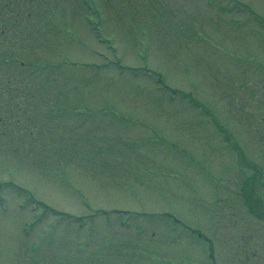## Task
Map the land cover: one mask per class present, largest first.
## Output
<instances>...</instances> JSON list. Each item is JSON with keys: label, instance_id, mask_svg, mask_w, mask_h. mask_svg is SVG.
<instances>
[{"label": "rangeland", "instance_id": "obj_1", "mask_svg": "<svg viewBox=\"0 0 264 264\" xmlns=\"http://www.w3.org/2000/svg\"><path fill=\"white\" fill-rule=\"evenodd\" d=\"M2 1L0 264H264V0Z\"/></svg>", "mask_w": 264, "mask_h": 264}, {"label": "flooded vegetation", "instance_id": "obj_2", "mask_svg": "<svg viewBox=\"0 0 264 264\" xmlns=\"http://www.w3.org/2000/svg\"><path fill=\"white\" fill-rule=\"evenodd\" d=\"M12 4V3H11ZM10 3L4 2L0 0V40H2L6 35V26L9 25L13 20L15 15L20 14V11L18 10H25L23 8L24 3L23 2H14V6L12 9H17L16 12L10 11ZM21 5V7L19 6ZM0 53H1V45H0ZM2 56L0 55V58ZM4 63H1L0 61V122L5 120H22L26 114H20V113H14L11 115H8L5 113L6 111L3 110V107L5 105H8V102L5 100L7 96L11 95L13 91V83L4 81L5 74H4ZM14 108V107H12ZM21 108L20 106L18 108H15L16 111H19ZM31 119L27 118L26 120Z\"/></svg>", "mask_w": 264, "mask_h": 264}]
</instances>
